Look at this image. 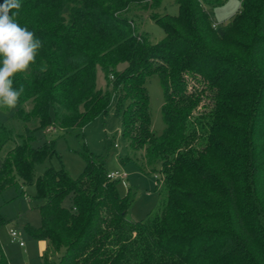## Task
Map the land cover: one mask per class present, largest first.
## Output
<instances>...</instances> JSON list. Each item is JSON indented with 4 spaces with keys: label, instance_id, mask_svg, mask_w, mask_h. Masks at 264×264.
<instances>
[{
    "label": "trees",
    "instance_id": "trees-1",
    "mask_svg": "<svg viewBox=\"0 0 264 264\" xmlns=\"http://www.w3.org/2000/svg\"><path fill=\"white\" fill-rule=\"evenodd\" d=\"M173 1L177 15L160 18V0H20L13 10L42 46L13 78L22 131L0 123V192L33 186L39 226L24 229L46 243L40 264H264V0H240L221 26L207 9L227 0ZM148 10L164 32L156 44L137 31ZM96 69L112 92L96 89ZM152 75L160 135L149 127ZM110 108L138 169L160 176L159 207L138 222L101 155L81 153L75 178L51 167L34 176L56 155L52 141L32 146L35 133L82 130Z\"/></svg>",
    "mask_w": 264,
    "mask_h": 264
},
{
    "label": "rangeland",
    "instance_id": "rangeland-1",
    "mask_svg": "<svg viewBox=\"0 0 264 264\" xmlns=\"http://www.w3.org/2000/svg\"><path fill=\"white\" fill-rule=\"evenodd\" d=\"M239 5L240 0H227L219 7L208 8L207 13L214 25L221 26L233 17ZM148 13L150 11L140 12L142 18L138 22L137 31L145 34L150 43L156 44L164 39V32L158 24L147 17ZM155 13L159 15L158 18L175 17L178 10L173 0H160ZM122 68L119 66L117 69ZM95 87L101 91L112 92V87L107 86L99 69H96ZM145 88L148 95L149 127L153 134L160 135L164 130V124L161 116L163 95L158 77L156 75L148 77ZM24 108L28 109L29 105L26 104ZM15 109L0 107V123L18 133L22 131V124L13 118ZM46 141L53 142L56 155L35 166V177L40 176L45 168L51 167L55 170L62 168L71 178H75L84 167L81 153L91 156L101 155L106 159V174L126 175V180L116 184V191L120 196H123L127 189L133 194V203L127 215L129 220L141 221L159 207L162 199V195L158 192L160 176L157 170L143 173L138 169V165L141 164L139 153L129 150L126 140L120 134L119 119L114 116L112 108L106 116L95 118L82 130L65 132L48 126L44 131L35 133V140L31 144L35 147ZM39 204L40 202L34 199L32 185L9 187L0 192V217L3 221L0 226V249L7 264H40L45 242L33 239L24 229L26 226L32 228L39 226L37 210ZM9 231L17 234V241L22 243L21 247L16 241H11Z\"/></svg>",
    "mask_w": 264,
    "mask_h": 264
},
{
    "label": "clouds",
    "instance_id": "clouds-1",
    "mask_svg": "<svg viewBox=\"0 0 264 264\" xmlns=\"http://www.w3.org/2000/svg\"><path fill=\"white\" fill-rule=\"evenodd\" d=\"M21 8L20 0L0 3V107L15 109L23 89L13 87V78L26 72L42 42L35 33L16 22L13 10Z\"/></svg>",
    "mask_w": 264,
    "mask_h": 264
},
{
    "label": "built area",
    "instance_id": "built-area-1",
    "mask_svg": "<svg viewBox=\"0 0 264 264\" xmlns=\"http://www.w3.org/2000/svg\"><path fill=\"white\" fill-rule=\"evenodd\" d=\"M106 178L108 180H117L119 182H123L124 180H126V175L124 174H119V173H110V174H106ZM9 236L11 241L13 242H17L18 246L21 247L22 243L17 241V234L13 231H9Z\"/></svg>",
    "mask_w": 264,
    "mask_h": 264
},
{
    "label": "crops",
    "instance_id": "crops-1",
    "mask_svg": "<svg viewBox=\"0 0 264 264\" xmlns=\"http://www.w3.org/2000/svg\"><path fill=\"white\" fill-rule=\"evenodd\" d=\"M42 243H43V242H42ZM45 246H46V245H45V243H44V245H43V250H44ZM0 250H1V249H0ZM43 250H42V252H43Z\"/></svg>",
    "mask_w": 264,
    "mask_h": 264
}]
</instances>
